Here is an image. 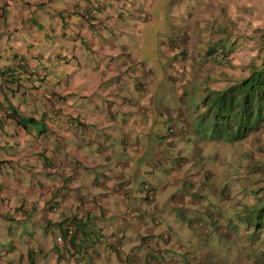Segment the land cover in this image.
<instances>
[{
  "label": "rangeland",
  "instance_id": "rangeland-1",
  "mask_svg": "<svg viewBox=\"0 0 264 264\" xmlns=\"http://www.w3.org/2000/svg\"><path fill=\"white\" fill-rule=\"evenodd\" d=\"M63 1L72 0H52L56 6ZM154 1L149 7L151 14L146 21L142 18L136 19L138 24L144 23V28L142 35L135 38L140 42L144 40V43L135 55L131 40L135 34V22L128 23L131 20L129 14L132 13L130 8H119L121 19L125 17L123 20L128 24L121 34V37L124 36L121 40L123 43H115L126 45L130 57L141 59L147 68L161 76V83H157L153 78V84L150 85L155 86L157 92L154 102L147 108L152 117H146L145 113L131 108L119 110L117 105L112 109L113 116H108V103L105 99L79 97V93L68 95L70 99L79 102L82 114L83 109L95 113L85 122V127L89 126L93 132L83 131L85 140L88 137L93 140L88 141L91 147L108 145L109 142V146L115 150V159L126 158L125 162L130 160L136 169L139 167L146 171L149 180L142 183L143 192L137 190L134 194L136 198L128 201L130 209H142V213L138 218L128 217L124 221L119 219L114 224L108 222L113 216L104 217L99 224L106 222L104 225L110 228V235L102 233L104 228H96V234H92V237L96 235L98 242L95 247L90 246L89 250L93 253L86 252V240H83L80 254L82 258L78 256L75 259L76 255L73 256L71 246L59 227L45 230L40 225H34L32 235H35V245L38 248L41 245L44 250L42 254L37 253L42 256L38 264H148L150 260L154 264H264L263 232H260L257 226L259 217L256 211L260 206L259 198L264 194V189L260 190L264 186V127L249 135L243 143H227L226 137L232 135L233 131L219 132L213 129L214 117L210 109L215 108L214 94L209 93L210 77L207 69L203 67L206 57L202 54L199 58L188 56L189 58L183 60L182 53L178 51L173 55L168 46L169 42L174 40L180 43L187 41L188 47L201 42L198 48L204 50L208 48L206 45H210L211 39L220 38L228 58L213 60L212 68H229L234 75H248L250 67L259 64L264 56V0ZM40 7L44 9L42 15L45 20L47 17L52 18L49 12L51 9L47 4ZM16 27L17 24L12 28ZM7 40L9 43L13 37L5 32L0 44ZM235 40L245 42L235 46V42L232 43ZM47 54V51L43 52V55ZM116 54L118 60L126 59V54ZM2 55L0 67L9 64L10 60H7L4 53ZM195 61H198L197 69H200V72L193 69L189 71ZM6 74L10 73L6 71ZM227 74L228 71L224 75ZM61 90V87L57 88L59 94ZM111 96L113 94H106L108 100ZM40 106L42 107V104ZM97 106L100 111L96 109ZM29 112L30 110H27L25 116L28 117ZM169 112L175 114L167 116ZM144 118L149 121L147 126L143 125L146 126L147 134L142 135L138 145L144 146L152 155L167 149L172 160L165 161V155L160 153L152 159L150 155L142 157L137 152L127 156L120 150L125 148L124 143H127L126 147L133 146L137 140H122L118 125H122L131 135H138ZM23 120L29 130L36 134L39 130L47 128L43 118L38 117L36 123ZM68 123L71 127L76 124L75 121ZM94 126L103 128L101 131L104 130V134L95 132ZM55 147L58 150L57 159H53L56 153L54 156L41 153V164L50 157L48 160L50 163L53 161L55 167L61 154H64V149L51 142V152H56ZM144 158L152 161L149 168L145 166ZM107 165L108 162H105V166L98 172L90 170V167L86 168L85 179L92 182L101 174L109 175ZM56 167L58 169V164ZM169 168L174 169V174ZM37 171L45 170L39 167ZM144 178V173L137 176L140 182ZM155 178H161L163 183H167V186L164 184L166 188H158L156 181H152ZM171 179L173 184L169 183ZM43 181H46V177ZM46 184H43V187H48ZM36 186L39 190L42 189L39 184ZM68 189L70 198L77 196V192ZM87 190L96 194L102 193L98 188L85 184L80 189V194H87ZM174 195L178 196L174 198V204H171L169 200ZM42 207L48 210L49 203L43 204ZM42 213L39 211V216L43 215ZM150 214H155L154 219L156 218H151V223L158 220L165 232L163 235H155L157 246L148 243L147 233L140 227L147 224ZM12 226L11 220L0 219V246L10 248L14 230ZM15 229L20 233V226L16 225ZM111 229H114L115 234ZM15 235L16 232L14 237H17ZM58 236H63V241H58ZM108 236L118 243L116 249L108 245ZM140 236L144 238V245ZM6 254L3 253L5 263L11 257V252Z\"/></svg>",
  "mask_w": 264,
  "mask_h": 264
},
{
  "label": "crops",
  "instance_id": "crops-1",
  "mask_svg": "<svg viewBox=\"0 0 264 264\" xmlns=\"http://www.w3.org/2000/svg\"><path fill=\"white\" fill-rule=\"evenodd\" d=\"M154 2V0H72L60 2L56 6L52 0L25 2L0 0V40L5 32L13 37L9 43L7 40L0 44V60L3 53L7 60L10 59L9 64L0 67V219L11 220L12 229L15 230L12 232L10 248L0 246V264H38L42 256H38L37 253L42 254L44 250L41 245L40 248L35 245L33 238L35 235H32L34 225H40L45 230L51 227H61L60 230L65 231V228L72 229L75 238L68 240V243L73 256L76 255L75 259L78 256L82 258L80 254L83 240H86L87 253L90 252V246L95 247L98 240L96 235L92 237V234H96V228H104L102 233L110 235V228L104 225L106 222L102 224L104 226L99 224L104 217L113 216L108 221L111 224L119 219L124 221L128 217H140L142 209H130L128 201L136 198L134 195L136 191L141 192L142 183L149 180L146 171L139 167L136 169L130 160L125 162L126 158L115 159V150L109 146L108 141H106L108 145L91 147L88 141L93 140L90 137L85 140L83 131L86 133L92 131L89 126L85 127V122L95 113L83 109L82 114L79 102L70 99L68 95L79 93V97L105 99L108 103V116H113L112 109L117 105L116 108L119 110L131 108L145 113L146 117H152L147 108L154 102L157 92L155 86L150 85L153 84V78L157 83H161V76L147 68L141 59L135 60L130 57L128 47L119 43H123L121 40L124 36L121 37V34L126 25L135 22V34L131 39L135 47L133 54L135 55L141 48L144 40L137 41L135 36L142 35L144 23L138 24L136 19L142 18L146 21V17L151 14L149 7ZM43 4H47L51 9L49 12L52 18L47 17L46 20L43 18L44 9L40 7ZM119 8L131 9L132 13L129 14L131 20L128 23L123 20L125 17L121 19ZM87 10L89 12L85 16L84 12ZM153 16L152 14L151 17ZM16 24L17 27L12 28ZM217 40L221 41L220 38ZM212 41L213 39L210 42ZM243 41L235 40L232 43L235 42L237 46ZM116 42H119L118 45H115ZM186 43L187 41L184 42L186 58L193 56L195 59L202 54L205 57L209 44L206 45L207 49L201 50L198 48L201 42L193 43L189 47ZM169 48L173 55L178 52L174 51L173 47ZM125 49L126 59L118 60L116 53L125 55ZM45 51L48 53L46 56L43 55ZM140 64H144L145 69ZM196 68L195 61L189 67V71L191 69L195 71ZM6 71L10 74H6ZM233 83L229 75L214 85L212 90H222ZM58 87L62 89L60 94L57 91ZM107 93L113 94L108 97L110 100L106 97ZM39 102H42V107H39L41 105ZM96 109L101 110L99 106ZM27 110H30L28 117L25 116ZM19 116L30 119L31 123H36L38 117L43 118V123L48 129H41L36 134L30 131L27 125L18 121ZM69 121H75L74 127L68 126ZM147 122L149 121L144 118L138 135H131L122 125H118L120 129L118 133L122 140L127 141L129 138L137 140L133 146L126 147L127 143H124L125 148L120 150L127 156L137 152L142 157L150 155L152 159L160 153L165 155L166 159L169 157L167 149L159 150L152 155L144 146L138 145L143 138L142 135L147 134L145 131ZM144 124L146 126H143ZM95 128V132L104 134V130L101 131L103 128L94 126ZM69 141L72 143L68 144ZM51 142L64 149V154L58 159V169L57 164L53 167V161L49 162L50 157L41 164L39 156L41 153L49 156L56 153L53 159H57V147L56 152L53 150L51 152ZM144 160L145 166L149 168L152 161L145 158ZM105 162H108L109 175L101 174L92 182L85 179L86 168L90 167V170L98 172L105 166ZM39 167L45 171L38 172ZM166 169L168 170V167ZM169 170L174 174V169ZM143 173L145 178L140 182L137 176ZM45 177L46 181H43ZM171 178L173 179V175ZM172 179L169 182L171 184ZM161 180L155 178L152 181H156L158 188L164 189L167 183ZM45 183L48 187H43ZM37 184L41 190L37 188ZM85 184L91 188H98L102 193L96 194L92 190H87V194H80V189ZM52 187L54 189H51ZM68 188L77 192V196L70 198ZM177 196L171 197L169 202L174 204V198ZM47 203L48 210L42 207ZM39 211L43 212V215L39 216ZM148 216L147 224L140 227L147 233L148 243L157 246L155 235H163L165 232L158 220L151 223V218L156 220L155 214ZM16 225L21 227L20 233L16 231ZM113 230L111 229V232ZM15 232L17 237H14ZM140 240L144 245L143 236H140ZM108 241L112 248L118 244L111 236H108ZM9 252L11 257L5 263L3 253ZM148 264L154 262L150 260Z\"/></svg>",
  "mask_w": 264,
  "mask_h": 264
},
{
  "label": "trees",
  "instance_id": "trees-1",
  "mask_svg": "<svg viewBox=\"0 0 264 264\" xmlns=\"http://www.w3.org/2000/svg\"><path fill=\"white\" fill-rule=\"evenodd\" d=\"M213 94L215 108L210 109L214 117L213 129L219 132L233 131L226 140L240 141L259 130L264 125V58L241 81ZM23 119L31 121L22 116H19L18 121L24 123ZM263 189L264 186L260 188ZM259 199L260 206L256 209L259 217L257 226L260 232H263L264 239V194ZM67 230L61 229L66 237ZM73 238L75 235L71 236L70 240Z\"/></svg>",
  "mask_w": 264,
  "mask_h": 264
},
{
  "label": "clouds",
  "instance_id": "clouds-1",
  "mask_svg": "<svg viewBox=\"0 0 264 264\" xmlns=\"http://www.w3.org/2000/svg\"><path fill=\"white\" fill-rule=\"evenodd\" d=\"M87 12H89L88 10L87 11H85L84 12V15L86 16V15H88L87 14ZM148 18V16L146 17V19ZM218 38L216 37V40H217ZM216 40H214V38H213V41L212 42H210V45H209V48H208V50L206 51V53H205V57H206V62H204L203 63V67L204 68H206L207 69V73H208V75H209V77H210V83H209V85H210V87H211V91L209 92V93H213V92H216V91H219V90H212V87L214 86V85H216L217 83H219V82H221L223 79H225V78H227L229 75H230V79H232L233 80V82L234 83H236V82H239V81H241L244 77H246L247 75H242L241 73L240 74H238V76L237 75H234L230 70H229V68H223V69H218V68H212V62H213V60H226L228 57H227V53H226V51H225V48H224V45H223V40L221 39V41H216ZM214 41H216L214 44H212ZM184 42L185 41H181V43L179 42V41H171V42H169V45L168 46H170V47H173L174 48V51H179L180 53H182L184 56V59L183 60H185L186 59V55H187V51H186V49H185V47H184ZM243 42H245V41H243ZM264 58V56L262 57V59ZM262 61V60H261ZM260 61V62H261ZM259 62V63H260ZM206 63H208V64H206ZM196 64H197V66L199 65L198 64V61H196ZM140 65H142V67L145 69V66H144V64H140ZM258 65V64H257ZM254 66H256V65H252L251 67H250V70L254 67ZM212 69H214V70H212ZM250 70H249V72H250ZM228 71V74L227 75H224L226 72ZM195 72H200V69H197L196 68V70H195ZM150 80H147L146 82L148 83ZM233 83V84H234ZM230 85H232V84H230ZM229 85V86H230ZM228 86V87H229ZM228 87H226V88H228ZM226 88H224V89H226ZM205 90H207V88H204ZM224 89H222V90H224ZM207 98V97H206ZM212 113V112H211ZM173 114H175V113H167V116H169V115H173ZM68 126H70L69 125V123H68ZM264 127V125L259 129V130H261L262 128ZM259 130H257V131H259ZM257 131H254V132H252V133H255V132H257ZM252 133H250L249 135H251ZM248 137V136H247ZM246 137V138H247ZM245 138V139H246ZM245 139H243V140H245ZM243 140H240V141H234V142H229L228 140H226L227 141V143H235V142H242L243 143ZM171 158V157H170ZM170 158L169 157H166V159H165V161H167V160H170ZM203 174H206L205 172H203ZM66 230H67V234H68V237H66L67 238V240H70V237L71 236H73V230L72 229H69V228H65ZM69 230L71 231L70 233H69ZM62 241H63V236H62Z\"/></svg>",
  "mask_w": 264,
  "mask_h": 264
},
{
  "label": "built area",
  "instance_id": "built-area-1",
  "mask_svg": "<svg viewBox=\"0 0 264 264\" xmlns=\"http://www.w3.org/2000/svg\"><path fill=\"white\" fill-rule=\"evenodd\" d=\"M70 232H71V231L69 230V233H70ZM57 239H58V241H62V237H61V236H58Z\"/></svg>",
  "mask_w": 264,
  "mask_h": 264
}]
</instances>
